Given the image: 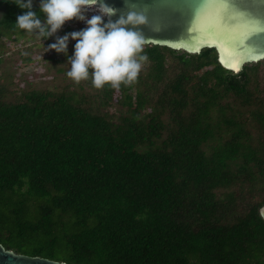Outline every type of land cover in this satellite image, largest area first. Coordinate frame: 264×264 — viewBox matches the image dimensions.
<instances>
[{
    "label": "trees",
    "instance_id": "trees-1",
    "mask_svg": "<svg viewBox=\"0 0 264 264\" xmlns=\"http://www.w3.org/2000/svg\"><path fill=\"white\" fill-rule=\"evenodd\" d=\"M0 5V38L27 33ZM143 51L118 88L0 81V243L67 264H264V60Z\"/></svg>",
    "mask_w": 264,
    "mask_h": 264
},
{
    "label": "water",
    "instance_id": "water-1",
    "mask_svg": "<svg viewBox=\"0 0 264 264\" xmlns=\"http://www.w3.org/2000/svg\"><path fill=\"white\" fill-rule=\"evenodd\" d=\"M118 9L142 12L140 26L146 43L165 45L189 53L214 48L226 69L239 71L245 63L264 60V0H107ZM116 17H113L115 19ZM205 33L211 34L204 46ZM195 45L198 50H192ZM260 215L264 218V214ZM0 264H67L39 255L5 248L0 243Z\"/></svg>",
    "mask_w": 264,
    "mask_h": 264
},
{
    "label": "clouds",
    "instance_id": "clouds-1",
    "mask_svg": "<svg viewBox=\"0 0 264 264\" xmlns=\"http://www.w3.org/2000/svg\"><path fill=\"white\" fill-rule=\"evenodd\" d=\"M14 3L25 9L17 16L16 25L42 40L52 37L69 20L85 21L86 27L56 36L48 45V49L67 54L70 39L76 41L74 53L68 57V75L77 81L91 78L98 88L107 83L118 88L122 82L134 81L148 59L140 27L147 17L142 12L129 10L117 16L118 9L107 0H40L39 11L33 10V0ZM90 9H95V14L89 17Z\"/></svg>",
    "mask_w": 264,
    "mask_h": 264
},
{
    "label": "rangeland",
    "instance_id": "rangeland-1",
    "mask_svg": "<svg viewBox=\"0 0 264 264\" xmlns=\"http://www.w3.org/2000/svg\"><path fill=\"white\" fill-rule=\"evenodd\" d=\"M65 33L69 32H63L60 29L52 38L44 40L30 32L16 34L11 40L2 36L0 38V81L4 80L8 88L15 91H18L22 84L36 89H57L70 83V77L67 74L70 69L68 57L74 53L73 43L76 41L70 39L67 54L48 49V45L55 41L56 36H62ZM116 102L114 100L110 106L113 111L116 110Z\"/></svg>",
    "mask_w": 264,
    "mask_h": 264
},
{
    "label": "built area",
    "instance_id": "built-area-1",
    "mask_svg": "<svg viewBox=\"0 0 264 264\" xmlns=\"http://www.w3.org/2000/svg\"><path fill=\"white\" fill-rule=\"evenodd\" d=\"M95 14V9H90L87 13V15L90 17L91 15ZM64 25L70 26V27H86L85 21L78 20V19H72L67 21Z\"/></svg>",
    "mask_w": 264,
    "mask_h": 264
},
{
    "label": "snow or ice",
    "instance_id": "snow-or-ice-1",
    "mask_svg": "<svg viewBox=\"0 0 264 264\" xmlns=\"http://www.w3.org/2000/svg\"><path fill=\"white\" fill-rule=\"evenodd\" d=\"M210 40H211V34L205 33V39L203 41L204 46H215L217 48L221 47L219 42H217L215 45L208 43V41H210ZM192 50H198V48L195 45H192Z\"/></svg>",
    "mask_w": 264,
    "mask_h": 264
},
{
    "label": "flooded vegetation",
    "instance_id": "flooded-vegetation-1",
    "mask_svg": "<svg viewBox=\"0 0 264 264\" xmlns=\"http://www.w3.org/2000/svg\"><path fill=\"white\" fill-rule=\"evenodd\" d=\"M1 13H2V6L0 5V16H1Z\"/></svg>",
    "mask_w": 264,
    "mask_h": 264
}]
</instances>
